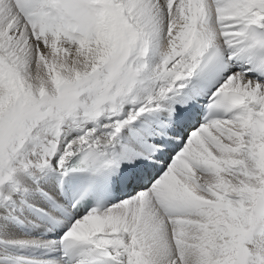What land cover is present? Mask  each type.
<instances>
[{
    "label": "snow or ice",
    "instance_id": "1",
    "mask_svg": "<svg viewBox=\"0 0 264 264\" xmlns=\"http://www.w3.org/2000/svg\"><path fill=\"white\" fill-rule=\"evenodd\" d=\"M0 264H264V0H0Z\"/></svg>",
    "mask_w": 264,
    "mask_h": 264
}]
</instances>
